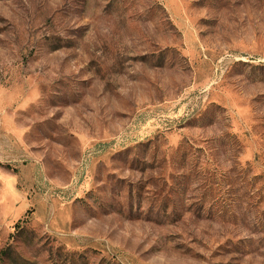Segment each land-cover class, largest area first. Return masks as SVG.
Listing matches in <instances>:
<instances>
[{
  "label": "rangeland",
  "instance_id": "rangeland-1",
  "mask_svg": "<svg viewBox=\"0 0 264 264\" xmlns=\"http://www.w3.org/2000/svg\"><path fill=\"white\" fill-rule=\"evenodd\" d=\"M0 264H264V0H0Z\"/></svg>",
  "mask_w": 264,
  "mask_h": 264
}]
</instances>
